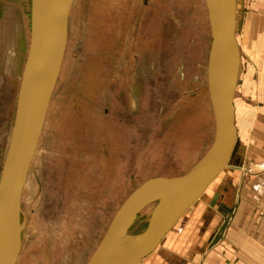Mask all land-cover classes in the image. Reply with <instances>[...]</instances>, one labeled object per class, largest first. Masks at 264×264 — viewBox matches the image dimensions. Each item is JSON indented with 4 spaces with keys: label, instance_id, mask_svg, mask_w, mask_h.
<instances>
[{
    "label": "rangeland",
    "instance_id": "rangeland-1",
    "mask_svg": "<svg viewBox=\"0 0 264 264\" xmlns=\"http://www.w3.org/2000/svg\"><path fill=\"white\" fill-rule=\"evenodd\" d=\"M31 1L0 0V177L29 51ZM237 10L241 81L252 67L250 80L264 82V0H237ZM211 44L207 0H74L23 190L17 264H86L136 188L182 176L206 154L215 136ZM238 150L239 142L220 184L199 202L222 197ZM154 205L139 213L131 235L146 230Z\"/></svg>",
    "mask_w": 264,
    "mask_h": 264
},
{
    "label": "water",
    "instance_id": "water-1",
    "mask_svg": "<svg viewBox=\"0 0 264 264\" xmlns=\"http://www.w3.org/2000/svg\"><path fill=\"white\" fill-rule=\"evenodd\" d=\"M74 0H32L30 45L20 83L10 143L0 177V264H17L22 246V195L42 134L68 41ZM212 44L208 83L215 118L214 140L206 154L178 177H153L124 201L86 264H141L162 244L186 212L226 170L236 155L238 134L235 94L241 67L237 40V0H207ZM219 194H216L215 201ZM155 204L143 237L126 250L112 253L120 235L139 213ZM212 205H215L212 203ZM230 210L211 245L224 232Z\"/></svg>",
    "mask_w": 264,
    "mask_h": 264
},
{
    "label": "crops",
    "instance_id": "crops-1",
    "mask_svg": "<svg viewBox=\"0 0 264 264\" xmlns=\"http://www.w3.org/2000/svg\"><path fill=\"white\" fill-rule=\"evenodd\" d=\"M252 71L248 67L245 83L239 73L234 99L239 166L222 180L221 198H207L186 212L151 254V264H264V82L250 80ZM227 209L226 228L211 245Z\"/></svg>",
    "mask_w": 264,
    "mask_h": 264
},
{
    "label": "bare ground",
    "instance_id": "bare-ground-1",
    "mask_svg": "<svg viewBox=\"0 0 264 264\" xmlns=\"http://www.w3.org/2000/svg\"><path fill=\"white\" fill-rule=\"evenodd\" d=\"M223 173V172H222ZM221 173V174H222ZM220 174V175H221ZM220 175L216 178V180L207 188L206 192L208 191V189L218 180V178L220 177ZM205 192V193H206ZM205 193L203 194V196L205 195ZM202 196V197H203ZM131 228V227H130ZM129 228V229H130ZM143 232L138 234V235H131L129 230H125L120 237L118 238V240L113 244L111 251L112 253H118L121 251L126 250L129 246H131L132 244L138 242L140 239H142L143 237Z\"/></svg>",
    "mask_w": 264,
    "mask_h": 264
}]
</instances>
